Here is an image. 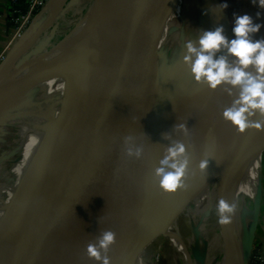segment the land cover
I'll return each instance as SVG.
<instances>
[{
    "label": "water",
    "instance_id": "obj_1",
    "mask_svg": "<svg viewBox=\"0 0 264 264\" xmlns=\"http://www.w3.org/2000/svg\"><path fill=\"white\" fill-rule=\"evenodd\" d=\"M161 3L162 0L108 1L91 68L89 107L81 98L79 64L73 56L60 68L44 71L47 75L59 70L66 73L67 66L75 65L71 83L63 90L56 115L59 121L50 127L52 147L45 152L42 179L32 200L37 207L31 217L45 211L49 200L56 198L57 189L67 193L84 173L93 172L96 179L61 205L58 203L62 199L52 204L46 224L4 264H103L104 257L108 264H134L150 238L167 234L154 230L175 217L216 177V212L224 245L228 240L231 247L230 262L246 264L249 260L253 227L244 238L238 212V224L231 229L221 221L219 203L227 199L228 180L223 174L231 175L256 149L260 152L264 148V113L258 108L251 110L252 115L245 113L247 125L243 130L226 118L206 130L199 140L188 142L187 137L216 109L222 91H234L238 85L222 81L214 88L209 84L195 103L167 120L158 94L157 50L164 20L175 0L159 16ZM257 12L259 9L246 11L253 23L259 19ZM221 19L223 34L224 14ZM254 35L249 36L252 41L261 39ZM226 52L223 46L222 55ZM20 53L21 48L15 54ZM4 65L5 62L0 66V86L25 70L16 67L13 76L4 78ZM251 74L256 76L257 71ZM17 90L21 91V87ZM225 125L231 127L229 135L222 138ZM179 144L184 146V152L174 159L187 163L178 185L169 190L163 186V176L157 169L174 171L161 161L168 156L169 148ZM56 168H60L62 182L53 179ZM256 196L255 207L259 208L258 192ZM12 209L0 217V236ZM106 232L113 233L114 239L102 248L99 241ZM90 245L98 249L100 259L89 254Z\"/></svg>",
    "mask_w": 264,
    "mask_h": 264
},
{
    "label": "rangeland",
    "instance_id": "obj_2",
    "mask_svg": "<svg viewBox=\"0 0 264 264\" xmlns=\"http://www.w3.org/2000/svg\"><path fill=\"white\" fill-rule=\"evenodd\" d=\"M170 2L171 0L161 6L159 15L163 14ZM96 4V0H68L62 6L56 18L44 22L47 17L45 4L34 14L25 18L22 27L13 37L10 45L7 46L10 40L1 44L0 66L5 62L2 69L3 77L10 78L13 76V70L16 67H21V71L28 68L31 62L41 57L44 52L46 53L52 49L77 26L89 22ZM235 7H237V10L243 8L244 14L248 9L249 12L259 9V19L255 23L261 25L264 19V8L259 7L257 3H253V0H241V3ZM223 14V35L228 41H231L233 39V23L229 17V9L228 11L224 10ZM39 15L40 17H38ZM187 15L190 16L191 21L187 19ZM21 22L20 19L17 24L20 25ZM89 23V32H92L93 36V48L96 49L103 28L100 13L98 12L94 20ZM175 30H178L177 33ZM210 30L212 28L209 10L206 6L200 4L199 0H175L171 11L164 20L157 50L158 94L162 110L168 121L173 120L185 108L195 103L209 86V82L204 78L195 79L192 64L196 59V55L189 53L187 45L191 43L199 49L200 38L205 31ZM257 33L258 31L254 33V38ZM180 44L182 45L180 46ZM20 48L21 53L16 55L15 53ZM22 49L24 50L22 51ZM217 50L213 53L214 59L224 56L222 55L223 46ZM186 56L189 59L186 60ZM224 57L230 65L232 54L227 50ZM244 70L246 71V68ZM17 76L18 74L0 86V96L3 94V90L16 80ZM39 83L37 80L32 87L26 90L23 89L20 100L11 109L13 113L21 112L23 115L32 116L39 110L47 109L45 87L39 86ZM58 98L61 102L63 92L60 95L57 93L52 94V100ZM2 110L3 108H0V112ZM13 119H0V215L5 208V203L11 197L6 189L19 178L17 172H15V167L25 159L24 127ZM29 125L33 126L31 123ZM252 154L255 156V161L258 162L254 170V176L260 206L256 208L254 200L242 203L239 207V220L244 238L248 236L251 227H253L251 251L246 264H264V148L260 152L256 149ZM218 182L219 177H216L208 187L198 192L193 200L189 201L174 217L173 229L185 245L190 264H218L219 255L223 250L224 240L218 221L219 216L216 212L218 207L216 193ZM154 232L167 234H157L150 238L139 251L135 264H185L183 256L172 243L167 230L164 227H159Z\"/></svg>",
    "mask_w": 264,
    "mask_h": 264
},
{
    "label": "bare ground",
    "instance_id": "obj_3",
    "mask_svg": "<svg viewBox=\"0 0 264 264\" xmlns=\"http://www.w3.org/2000/svg\"><path fill=\"white\" fill-rule=\"evenodd\" d=\"M66 1L68 0H49L46 5L47 17L45 21L56 18L57 14L60 12V9L66 3ZM108 1L109 0H96L97 4L95 6V10L91 14V18H89L91 19L90 21L94 20L95 15L98 14L99 12L102 18V23L104 24L108 9ZM168 1L169 0H162L161 6ZM199 3L206 6L209 10V17L212 28V30L210 31H214L216 27L221 26L220 23L222 20L221 18L224 10L228 11L229 9L230 12L229 17L230 20H232L233 28L235 25L236 16L244 14L243 8L237 10V7H235L236 5L241 3V0H232V1L199 0ZM224 4H226L227 6L222 7V5ZM195 5L197 4L195 3ZM101 10L103 13L100 12ZM38 17H40V15ZM187 19L191 21L190 16L188 15H187ZM89 22H87L82 26H77L66 38L59 41L54 48L48 50L41 57L34 60L31 66H29L23 72L18 74L16 80L14 82H11L9 86L3 90V94L0 96V108H3V110L0 112V119L11 118L12 120V118H14L13 120L22 124V126L24 127V133H23L25 137L24 142L26 143L24 150L25 159L22 163L17 164L15 167V172H17L19 178L7 189L5 188L7 190L6 192H8L11 197L7 201V203H5L4 206L5 208L3 209L0 217L5 212L9 211V208H13L12 209L13 212L12 214H10L11 216L10 220L7 226L3 229L0 236V264H4L10 258V256L16 251V249L19 246H21L23 242H25V240L31 237L34 233H36V231L40 230L46 224L51 214V211H49L48 209L52 204L56 203L57 200L62 199L58 203L59 205H61L63 202L67 200L68 196L78 193L86 185L92 183L96 179V175L93 172L84 173V175L80 177L79 182L76 185H73V187L70 188L67 193L66 191L62 190V188L57 189L54 192V196L56 195V198L49 200L45 211L42 214L40 213L36 216L34 215V218L31 217V214L34 213L37 207V204L33 203L32 200L34 199L33 195L34 192L36 191L38 182L42 179L41 172L44 166L43 163L45 161V156H46L45 152L50 151L52 147L49 144L50 143L49 137L51 131L50 127H52L53 124L58 123L59 121L56 117V113L60 106V99L58 98L52 100V94L57 93L58 95H60L63 92V90L68 88V85L71 83V79L73 78L72 74L75 70V65L67 66L65 68L66 73H64V71L59 70L58 72L56 71L55 75L54 74L47 75L44 74V71L45 70L49 71L51 70V68L52 69L55 68V66L60 68L64 64L63 62L70 59L69 56H73V58H75L76 62L79 64L78 66L81 75L80 88H81L82 101L85 104V107L90 106L88 104H90L89 102L91 101L90 98L91 81L93 80L91 68H92V64H94L93 60H94V56L97 53V48L96 49L93 48V38H92L93 36L91 34L92 32L91 33L89 32L90 31ZM198 27L200 26L198 25ZM258 31L259 32L257 34V37L263 39L264 19ZM232 37L233 39L235 38L233 29H232ZM181 45L182 44H180V46ZM217 51L218 50H215V52ZM231 61L232 62L230 66H239L238 58L235 57L234 55H232ZM248 66L249 67H246V72L249 71V73H252L254 71L255 72L257 71L254 65L250 64ZM65 77H67V80L65 79ZM35 79L36 81L38 80L40 82L39 86L45 87L47 109L39 110L34 114H32V116L23 115L21 114V112L13 113V111H11L10 108L11 107L13 108L14 105L20 100L23 93L22 92L23 89L26 90L33 86V84L36 82ZM28 82L31 83L29 84V86L26 85ZM20 87H21V91H18L17 89ZM229 90L230 89H226L225 91H222L218 106L211 113V115L207 116L204 119V121L199 125L198 130L194 133H191L187 137L188 142H194L199 140L202 137V135L206 132V130H208L211 126L226 119L225 116L223 115L226 109L238 106V103L235 102L239 100V96L242 91V85L238 84L234 91L231 90L229 91ZM30 123L33 124V126H30L29 125ZM225 127L226 125L224 126V128ZM230 127L231 126L228 125L225 128V130L221 132L222 138H226L229 135ZM254 157H255L254 154H251L231 175H227L224 173V177L227 178L228 180L226 203L231 206L232 210L230 212L223 213V215L227 217V220L225 221L226 225L228 224V226H231V229L234 230L238 224V212L240 205L242 203L248 202V200L250 201L254 200L257 194V188L255 189L254 170L258 162L255 161ZM54 173L55 174L53 175L54 177L53 179H55L54 181L58 182V180H60V178L62 177L60 168L54 169ZM59 182H62V180H60ZM200 191L201 190H199L198 192ZM63 194H65V196ZM196 194L194 195V197L196 196ZM14 200H15V205L12 207V203L14 202ZM181 209H179L177 213ZM173 222H174V217L168 218L164 221V223L159 225L157 228L164 227L167 230L168 234H170L171 236L170 238L172 240V243L179 251V253L183 256V260L185 264H190V258L187 255L185 245L180 241L179 237L177 236L176 232L173 229ZM226 243L224 245V249L221 251L219 255L218 264H231L230 262L231 247L228 240ZM239 264H241V262Z\"/></svg>",
    "mask_w": 264,
    "mask_h": 264
},
{
    "label": "clouds",
    "instance_id": "obj_4",
    "mask_svg": "<svg viewBox=\"0 0 264 264\" xmlns=\"http://www.w3.org/2000/svg\"><path fill=\"white\" fill-rule=\"evenodd\" d=\"M253 3L264 8V0H253ZM226 6V4L222 5V7ZM256 15L259 16L260 13L257 12ZM260 27L259 23H253L249 14L238 15L235 18L233 28L235 38L231 41H228L222 34V26H218L214 31H205L200 38L199 49L191 43L187 45L189 53L196 55L192 64V72L196 80L204 78L213 88L222 81L232 85H242L239 100L235 102L240 106L226 109L223 113L225 118L238 125L240 130H243L247 125L245 113L252 115L251 110L257 108L261 113H264V39L252 41L249 38L250 34L257 32ZM221 46H226L228 52L238 58L239 66H229L224 56L213 58V53ZM185 59L187 60L189 57L186 56ZM249 64L256 67V76L244 70ZM183 152L184 146L182 144L169 148L168 156L161 161V164L168 165L174 171L165 172L163 167L157 169V173L163 176L162 184L166 189H175L183 175L187 161L174 159ZM203 166L204 163L202 162L201 167ZM231 210L230 205L223 200L220 201L219 211L222 222L227 220L223 213ZM113 239V233H104L103 238L99 241L100 247L107 248ZM89 254L97 259L101 258L98 249L93 245L89 246ZM103 264H108L107 257L103 258Z\"/></svg>",
    "mask_w": 264,
    "mask_h": 264
},
{
    "label": "built area",
    "instance_id": "obj_5",
    "mask_svg": "<svg viewBox=\"0 0 264 264\" xmlns=\"http://www.w3.org/2000/svg\"><path fill=\"white\" fill-rule=\"evenodd\" d=\"M13 7V35L20 30L23 25L24 19L28 18L31 14H34L39 8H42L47 5L49 0H9ZM22 20L21 24L18 25L17 23L19 20Z\"/></svg>",
    "mask_w": 264,
    "mask_h": 264
},
{
    "label": "crops",
    "instance_id": "obj_6",
    "mask_svg": "<svg viewBox=\"0 0 264 264\" xmlns=\"http://www.w3.org/2000/svg\"><path fill=\"white\" fill-rule=\"evenodd\" d=\"M13 7L9 0H0V47L4 42L10 40L7 46L13 41ZM12 37V38H11ZM11 38V39H10ZM135 264V263H134Z\"/></svg>",
    "mask_w": 264,
    "mask_h": 264
}]
</instances>
